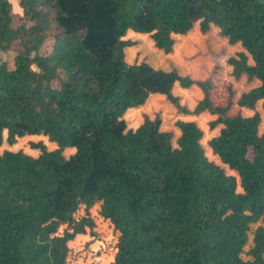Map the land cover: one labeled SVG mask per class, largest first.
<instances>
[{"label":"trees","instance_id":"trees-1","mask_svg":"<svg viewBox=\"0 0 264 264\" xmlns=\"http://www.w3.org/2000/svg\"><path fill=\"white\" fill-rule=\"evenodd\" d=\"M0 0V145L42 134L57 148L0 153V264H264V130L261 117L214 104L209 78L124 58L127 29L172 50V34L211 24L244 51L227 59L258 84L236 103L264 111V0ZM248 56L251 62L248 61ZM203 92L193 112L220 125L202 144L195 121L179 135L124 113L161 93L179 110L175 84ZM223 104V105H222ZM65 147H74L68 157ZM226 168L231 171L228 173ZM104 224L105 232L100 233ZM256 224V225H255ZM252 225H255L252 229ZM250 245L245 249L249 241ZM246 256V258L244 257Z\"/></svg>","mask_w":264,"mask_h":264},{"label":"crops","instance_id":"crops-1","mask_svg":"<svg viewBox=\"0 0 264 264\" xmlns=\"http://www.w3.org/2000/svg\"><path fill=\"white\" fill-rule=\"evenodd\" d=\"M195 28L193 26L188 32L184 34H172V37L174 39V43L172 46V50L175 48L177 45V37H184L187 35L190 31H192ZM217 30L218 36L219 35V29L215 25L211 24L210 29L206 33H202L199 30L198 27V40L199 42L196 44L197 46H193L194 44L189 42L187 45L186 50L183 53L182 61L184 63H189L190 61L194 62H200L204 60V58L199 59V55H194L191 58H188L187 56L192 53L191 51H200V52H205L207 49H209V36L208 33L210 30ZM223 38V40L227 43V45H240V43H235V44H230L228 40L225 37L220 36ZM125 40H129L131 42L130 45H127L124 47V58L127 63L133 64L135 61L136 63H140L142 61L147 62L149 65L156 69H162V70H171L175 69L177 72L178 70L176 68H171V69H165L162 67L157 66V63L161 61L164 57H167L170 55L172 50L168 53H165L164 51L157 49L154 46V43L152 39L150 38L149 34L147 33H140V32H135L131 29H127L125 32V35L123 37ZM241 46V45H240ZM238 51H244V49L241 46V49ZM174 53V51H173ZM172 56V55H171ZM231 56H235V54L228 55L224 64L228 67L229 72L228 73L220 70L218 68V65L213 64L211 66L207 65L206 67L202 66L204 69V75L201 77L197 76H191L192 79L194 80H204L206 78H209L212 82L213 88L210 90V97L211 100L213 101L214 104L217 103H226L227 99V90L229 87L233 90L234 94L232 97V104L229 108V113L230 114H235L239 113L242 116H249L254 113V111H258L261 120L262 118L264 119V111L261 108L262 100L258 99L255 103V108L251 109L248 107H243L240 106L236 103L239 95L243 91H247L249 88L257 85L259 82L258 80L254 79L250 82L246 80L244 76H241L238 80H236L233 75H232V66L227 62V59ZM177 61H181L179 59H176ZM248 61L251 62L250 57L248 56ZM200 64V63H199ZM178 74H180L178 72ZM181 75V74H180ZM182 76H188V75H182ZM190 77V76H189ZM172 93L173 95L178 97L179 104L182 107H185L188 109V111H182L179 110L177 107H175L167 98L164 94L161 93H150L145 100V102L138 106V107H131L126 110L124 113V118L127 123V127L130 129H135L138 127L144 119V116H148L149 118L153 119L156 116L160 118V129L165 130V131H172L173 136L176 138L179 135V130L175 127L174 123L177 120H184V121H195L196 124L200 127V119L201 118H207L209 119V122L214 120L217 115L210 113L208 110H202L198 113H194L193 110L196 107L197 103L202 100L203 98V92L200 89L199 86L196 84H192L189 87H181L178 82H175L173 88H172ZM222 104V105H223ZM139 114V115H138ZM209 122H208V127H209ZM220 125H216L215 127L211 128L212 129V135L211 137L215 136L219 132ZM202 130V128L200 127ZM210 129V128H209ZM259 129V128H258ZM203 131V130H202ZM263 131V130H262ZM261 131V132H262ZM259 132V133H261ZM39 138L40 142L43 143V145L48 149V150H53L57 148V145L55 142L49 141L48 137L42 134H32V135H24V136H17L15 141L13 143H8L6 141V133H4V140L0 146L3 147L4 150H10V151H18V149H12L9 148V146H16L17 143L22 138ZM7 145V146H5ZM10 146V147H11ZM38 149V148H37ZM75 152L74 147H65L62 150V154L65 157L70 156ZM27 155H30L32 157H37L40 154V150L38 149V152L35 155H32L30 153L24 152Z\"/></svg>","mask_w":264,"mask_h":264},{"label":"rangeland","instance_id":"rangeland-1","mask_svg":"<svg viewBox=\"0 0 264 264\" xmlns=\"http://www.w3.org/2000/svg\"><path fill=\"white\" fill-rule=\"evenodd\" d=\"M11 5H12V10L13 12H17L19 14H21L22 10L21 7L18 5V0H10ZM195 28L190 31L187 35H185L184 37H177V45L175 46V48L172 50V52L170 53L169 56L164 57L161 61H159V63H157V66L165 68V69H171V68H176L178 70V72L181 75H188V76H197V77H201L203 76L204 73V69L202 68V66L206 67L207 65L211 66L213 64H219L218 68L226 73L229 72L227 70L228 67L224 64L226 58L228 55L231 54H235L238 52V50L241 49L240 45H227V43L223 40V38H221L220 36H218L217 30H210L208 33L209 36V49H207V51L205 52H196V51H191L192 53H190L187 57L191 58L194 55H199V59L200 58H204V60L198 62H192L190 61L189 63H184L182 61V57H183V53L187 48V45L189 42L193 43V46H197L196 44L199 42L198 40V36H199V32H198V23L194 24ZM174 51V53H173ZM172 55V56H171ZM1 59H4L8 62L9 66H12V58H13V53L12 52H2L0 54ZM176 59H179L181 61H177ZM137 61H135L134 63H136ZM133 63V64H134ZM139 115V114H138ZM200 127L203 130V137H202V144L205 148L206 153L208 154L209 158L214 159L216 162H219L217 156L213 155L211 153V149L209 148V146L207 145V141L211 138L212 135V129H209L208 127V122L209 119L207 118H201L200 119ZM262 130H264V119L262 118L260 124H259V132H261ZM175 137L173 136L172 138V143H174ZM40 142V139L37 137L35 138H22L19 143L16 144V146H9V148L14 149H18V150H22L23 152H27L30 153L32 155H35L38 152V149L36 147H34L32 144L33 143H37ZM7 146V145H5ZM49 149V147H47ZM4 151L3 147L0 146V153H2ZM226 171L228 173H230L231 171H229L226 168ZM256 225V224H255ZM255 225H252V229L254 228ZM100 227V233L99 234H104L105 232V226L104 224H102ZM250 237H251V233H249V241L248 244L246 245L245 249H247L250 245ZM246 258V256H244Z\"/></svg>","mask_w":264,"mask_h":264}]
</instances>
